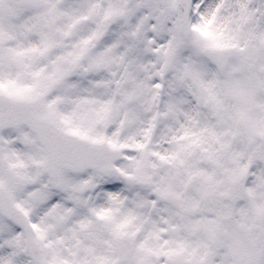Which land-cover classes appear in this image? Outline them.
Instances as JSON below:
<instances>
[{
    "label": "snow or ice",
    "instance_id": "1",
    "mask_svg": "<svg viewBox=\"0 0 264 264\" xmlns=\"http://www.w3.org/2000/svg\"><path fill=\"white\" fill-rule=\"evenodd\" d=\"M0 264H264V0H0Z\"/></svg>",
    "mask_w": 264,
    "mask_h": 264
}]
</instances>
